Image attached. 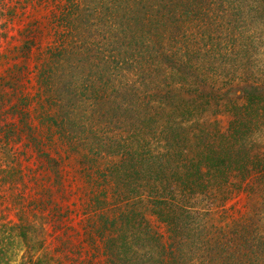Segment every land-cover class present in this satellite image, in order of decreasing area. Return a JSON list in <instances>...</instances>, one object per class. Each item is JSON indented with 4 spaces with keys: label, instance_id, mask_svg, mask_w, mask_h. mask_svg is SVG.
I'll return each instance as SVG.
<instances>
[{
    "label": "trees",
    "instance_id": "1",
    "mask_svg": "<svg viewBox=\"0 0 264 264\" xmlns=\"http://www.w3.org/2000/svg\"><path fill=\"white\" fill-rule=\"evenodd\" d=\"M31 237L27 264H264V0H0V255Z\"/></svg>",
    "mask_w": 264,
    "mask_h": 264
},
{
    "label": "rangeland",
    "instance_id": "2",
    "mask_svg": "<svg viewBox=\"0 0 264 264\" xmlns=\"http://www.w3.org/2000/svg\"><path fill=\"white\" fill-rule=\"evenodd\" d=\"M52 13H49V11H42V13H39V14H34L32 17H30V21H37L39 19V21H44L42 16H51ZM44 25H43V28H44V33H43V37H49L47 35H49L50 33L53 34L54 32H50V29H51V26H50V29H49V25L47 24L46 21H44ZM41 28H42V25H41ZM42 35V33H41ZM41 38L39 37L37 39L38 42H40ZM15 43H17V45H24L25 42H26V38H22V39H19L17 38L16 41H14ZM45 46H47V44H45ZM244 205L245 203H240L237 205V208L238 209H244ZM33 237V236H32ZM31 237V241L29 243H26V242H23V241H20L18 239H15L11 244L10 246L7 248L6 250V253H4L3 255H0V264H27L26 262H23L24 261V255L26 254L27 250L31 247L34 246L35 244V241L37 239L35 238H32ZM18 248H17V246ZM44 264H56L55 263V260H50V262H45ZM67 264H77L75 262V254L73 252H71V260L67 263Z\"/></svg>",
    "mask_w": 264,
    "mask_h": 264
}]
</instances>
